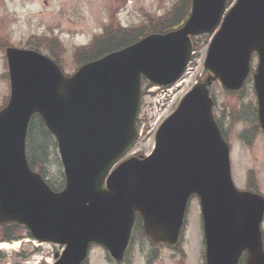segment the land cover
I'll return each instance as SVG.
<instances>
[{
    "label": "water",
    "instance_id": "water-1",
    "mask_svg": "<svg viewBox=\"0 0 264 264\" xmlns=\"http://www.w3.org/2000/svg\"><path fill=\"white\" fill-rule=\"evenodd\" d=\"M227 6L228 0H193L191 16L179 29L151 34L70 78L40 53L9 48L12 95L0 111V223L25 225L39 241L66 245L55 264H82L91 243L120 261L137 212L154 241L176 244L188 201L197 194L208 264H238L245 250L247 264H264V198L235 187L230 148L214 120L209 90L217 79L227 89H240L257 52L255 88L264 129V0H237L221 24ZM219 25L206 60L213 76L163 123L151 156L133 157L109 175L138 138L143 79L173 84L191 59L192 37ZM35 113L58 140L67 179L61 192L27 160Z\"/></svg>",
    "mask_w": 264,
    "mask_h": 264
},
{
    "label": "rangeland",
    "instance_id": "rangeland-1",
    "mask_svg": "<svg viewBox=\"0 0 264 264\" xmlns=\"http://www.w3.org/2000/svg\"><path fill=\"white\" fill-rule=\"evenodd\" d=\"M179 1L0 0V108L7 104L11 95L7 47L37 50L49 55L48 44L62 61L60 63L65 74L72 75L81 66L76 59L79 49L91 48L93 42L102 38L108 29L144 31L150 21L156 22L169 15ZM234 2L232 0L231 4ZM211 39V35H204L195 42L196 53L188 74L189 86L195 81H205L208 76L204 63ZM257 63L258 59L255 58L254 68ZM211 92L217 102L216 116L221 119L222 128L228 134L232 177L236 186L246 190L249 184L256 185L264 195V133L259 127L255 128L257 118L254 116V107L257 106V96L253 79L247 82L245 89L238 95L227 92L219 82L211 86ZM179 97L180 101L182 95ZM150 101L148 97V103ZM32 141L34 151H38L35 156L40 159L33 165L34 170L41 172L58 190L63 185L65 187L64 167L55 140H50L46 149L48 136L38 124ZM152 144L143 140L137 144L135 151L148 154ZM17 232V239L23 237L21 242L18 241L20 246L9 251L0 249L3 253L0 264H55V255L63 252L62 246L27 239L24 229ZM262 232L264 235V220ZM1 242L3 238L0 234ZM180 242L186 254L184 257L171 247L154 246L141 227L134 232L124 262L116 263L105 248L94 245L85 264H206L202 213L197 197H192L189 202ZM154 255L155 258L148 262Z\"/></svg>",
    "mask_w": 264,
    "mask_h": 264
},
{
    "label": "trees",
    "instance_id": "trees-1",
    "mask_svg": "<svg viewBox=\"0 0 264 264\" xmlns=\"http://www.w3.org/2000/svg\"><path fill=\"white\" fill-rule=\"evenodd\" d=\"M192 0H181L179 4L175 7V9L167 16L158 21H150V25L143 31V29H122L117 28L114 30H107L102 38L96 40L91 48L79 50L76 54V58L78 61H89L95 59L101 55H104L107 52L112 50L120 49L121 47L132 43L144 35L150 32H167L170 29L176 28L181 25L189 16L191 11ZM49 47V46H48ZM50 49V48H49ZM52 56L59 61V58L55 54L54 50H51ZM40 124L46 135L48 136V141L46 142V149L48 147V142L53 139L50 137L48 131L44 128L43 122L39 117H35L29 128V155L31 156V164L35 165L39 158H36L34 151V144L32 141V137L35 135L37 131V126ZM47 154L45 153V156ZM23 227L18 224H0V234L2 235L3 240L13 241L16 240L17 231L23 230ZM25 230V229H24ZM2 256V253H0Z\"/></svg>",
    "mask_w": 264,
    "mask_h": 264
},
{
    "label": "bare ground",
    "instance_id": "bare-ground-1",
    "mask_svg": "<svg viewBox=\"0 0 264 264\" xmlns=\"http://www.w3.org/2000/svg\"><path fill=\"white\" fill-rule=\"evenodd\" d=\"M20 243H14V244H7V243H3L0 244V249H4V250H12V249H16L18 248L20 245Z\"/></svg>",
    "mask_w": 264,
    "mask_h": 264
},
{
    "label": "flooded vegetation",
    "instance_id": "flooded-vegetation-1",
    "mask_svg": "<svg viewBox=\"0 0 264 264\" xmlns=\"http://www.w3.org/2000/svg\"><path fill=\"white\" fill-rule=\"evenodd\" d=\"M242 257H243L242 260H245L246 261V259H247V253H245Z\"/></svg>",
    "mask_w": 264,
    "mask_h": 264
}]
</instances>
